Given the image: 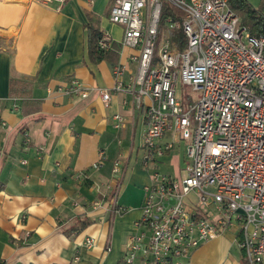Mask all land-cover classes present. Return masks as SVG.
Listing matches in <instances>:
<instances>
[{"label": "crops", "instance_id": "1", "mask_svg": "<svg viewBox=\"0 0 264 264\" xmlns=\"http://www.w3.org/2000/svg\"><path fill=\"white\" fill-rule=\"evenodd\" d=\"M111 4L0 0V264H124L142 186L164 162L163 174H185L186 142L171 131L159 140L173 141L163 159L141 164L149 100L136 103L130 91L113 90L112 67L126 64L127 83L136 64L134 50L120 44L123 27L109 20ZM89 23L114 42L99 59L89 53ZM73 78L92 88L85 98L57 92ZM100 152L101 165L92 169ZM116 158L120 176L111 172ZM114 193L123 211L112 209ZM88 236L91 247L83 245ZM186 264H244L234 230L193 248Z\"/></svg>", "mask_w": 264, "mask_h": 264}, {"label": "built area", "instance_id": "2", "mask_svg": "<svg viewBox=\"0 0 264 264\" xmlns=\"http://www.w3.org/2000/svg\"><path fill=\"white\" fill-rule=\"evenodd\" d=\"M167 1L183 12L180 22L166 20L167 29L181 27L185 35L181 51L171 47L167 33L158 41L162 0H112L109 8V20L123 27L120 44L134 50L129 59L136 64L127 83L126 64L112 67L113 90L130 91L136 103L149 100L141 164L152 165L172 147L173 141L159 143L167 131L186 142L185 174L154 170L142 186L141 213L123 262L186 264L193 248L232 229L245 264H264V36L252 35L228 0ZM113 43L102 32L98 49L107 51ZM179 81L199 91L187 109L176 97ZM91 89L73 78L57 92L85 98ZM99 92L107 102L109 91ZM113 118L118 128L123 117ZM121 163L113 160V175H121ZM111 201L114 211L124 210L115 203L116 193ZM99 206L95 201L93 207ZM94 243L92 236L83 240L86 247Z\"/></svg>", "mask_w": 264, "mask_h": 264}, {"label": "trees", "instance_id": "3", "mask_svg": "<svg viewBox=\"0 0 264 264\" xmlns=\"http://www.w3.org/2000/svg\"><path fill=\"white\" fill-rule=\"evenodd\" d=\"M228 4L252 35L264 36V0H260L257 6H252L247 0H228ZM169 17L174 21L180 22L183 18V12L167 0H162L157 37L159 38L163 33H167L171 47L181 51L186 45L185 35L181 27L167 29L166 20ZM87 31L90 55L96 59L104 57L105 53L99 50L97 45L102 31L90 23L87 26ZM14 82L16 83L17 81L14 80Z\"/></svg>", "mask_w": 264, "mask_h": 264}, {"label": "rangeland", "instance_id": "4", "mask_svg": "<svg viewBox=\"0 0 264 264\" xmlns=\"http://www.w3.org/2000/svg\"><path fill=\"white\" fill-rule=\"evenodd\" d=\"M161 37H159L158 41L160 40ZM176 97L181 101L183 107L185 109L188 108V104L191 103L192 101H194L196 98L199 97V91L198 90H194L192 88L191 85L189 84H182L180 81L177 83V87H176ZM141 145H143V142L141 143ZM143 148V147H141ZM162 156L161 155H156L155 156V162L162 160ZM154 162V163H155ZM165 162L163 165L159 166L158 172L162 173L163 171L167 172L168 170V165L165 166ZM185 168V165L184 167ZM183 172V171H182ZM212 191V190H210ZM231 253L235 256H238L239 250L236 247H232L231 249Z\"/></svg>", "mask_w": 264, "mask_h": 264}]
</instances>
